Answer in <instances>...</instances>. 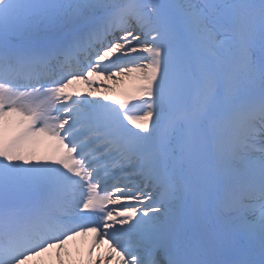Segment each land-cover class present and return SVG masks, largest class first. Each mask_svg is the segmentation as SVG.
Listing matches in <instances>:
<instances>
[{"label":"snow or ice","instance_id":"1","mask_svg":"<svg viewBox=\"0 0 264 264\" xmlns=\"http://www.w3.org/2000/svg\"><path fill=\"white\" fill-rule=\"evenodd\" d=\"M99 76L137 84L69 90ZM88 234V264H264V0H0V264Z\"/></svg>","mask_w":264,"mask_h":264},{"label":"bare ground","instance_id":"2","mask_svg":"<svg viewBox=\"0 0 264 264\" xmlns=\"http://www.w3.org/2000/svg\"><path fill=\"white\" fill-rule=\"evenodd\" d=\"M103 77V78H100ZM132 78L131 83L136 82V80L132 77V76H115L111 79L107 78V76H99V77H93V81L94 84L91 86H87V88H91V91H95V92H105L106 90L110 89L113 85H118L120 84V81L122 79H129ZM134 85V84H133ZM73 85L69 86V90L70 91H78L81 94H85L84 92H82L80 90V88L75 87ZM97 88V89H95ZM87 94H85L86 96ZM46 150V149H45ZM42 147H40V143L38 142V140L36 141L34 147H33V151L35 153L36 156L38 157H44V156H50L53 155L51 154L50 150H46L45 151ZM91 240V234H88L86 236H77L73 239L68 240L64 246L60 249H56V248H52L50 249V253L49 255H42L41 258L36 262V264H53V263H57V264H62V262L60 261V256L64 255V253H66L68 250L72 251V253L76 256H80V261L82 264H88L87 261V248H88V244ZM100 251V248H99ZM105 251H100L101 254H103ZM57 253H59V255H57ZM93 262L97 261V256H96V250H93V257H92ZM66 264H72L71 261V257H68L65 260ZM110 264H115V258H113V261H110Z\"/></svg>","mask_w":264,"mask_h":264},{"label":"rangeland","instance_id":"3","mask_svg":"<svg viewBox=\"0 0 264 264\" xmlns=\"http://www.w3.org/2000/svg\"><path fill=\"white\" fill-rule=\"evenodd\" d=\"M100 78H103V77H100ZM129 79H132V78H129ZM123 80H124V79H123ZM121 81H122V80H121ZM121 81H120V82H121ZM123 83L125 84V83H128V82L125 81V82H123ZM123 83H121V85H122ZM130 85H132V84L130 83ZM95 89H97V88H95ZM90 91H91V90H90ZM106 92H107V91H105V92L101 91V93H106ZM109 94H110V92L108 93V95H109Z\"/></svg>","mask_w":264,"mask_h":264}]
</instances>
